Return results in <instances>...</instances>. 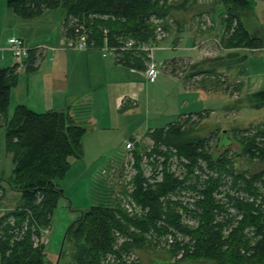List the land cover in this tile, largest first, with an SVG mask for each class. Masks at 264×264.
Wrapping results in <instances>:
<instances>
[{"label":"trees","instance_id":"trees-1","mask_svg":"<svg viewBox=\"0 0 264 264\" xmlns=\"http://www.w3.org/2000/svg\"><path fill=\"white\" fill-rule=\"evenodd\" d=\"M160 1L164 0H5L8 8L23 19L37 18L46 10L63 7L66 13L64 34L67 20L75 17L86 25L91 39L99 46L103 42V31L108 30L109 44L117 48L129 39H134L138 45L155 43L157 27L152 18H166L180 3L175 0L172 5L160 6ZM253 1L219 2L228 15L221 37L230 35L222 39L223 47L230 52L229 58H239L242 48L263 47L262 40L251 35L240 18V12ZM236 20L238 26L231 35L232 23ZM119 54V63L143 69L138 57L144 55ZM34 55L31 52L28 70L36 68ZM224 59L210 62L217 65ZM15 69L16 66L0 68V127H5L6 149L14 167L9 185L20 194V201L11 212L0 214V253L2 264H45V245L37 246L33 239L50 228L53 213L65 198L56 180L64 178L71 158L81 151L87 125L94 122L90 112L92 103L85 98V102H78L67 111L45 113L18 106L9 119L10 91L17 79ZM255 97L258 107H264V90ZM177 124L147 132L155 145L151 153L140 148L134 151L139 173L131 195L143 208V213L134 216L127 213L119 198H111L114 190L108 186L109 176L99 173L95 179L99 199L69 227L60 260L65 247L69 246L74 253L70 264H106L108 256H114L118 264H145L141 256L153 251H164L168 255L180 252L179 243L171 250L161 247L164 238L176 232L195 242L194 253L187 251L182 262L264 264V135L261 134V143L256 142L254 135L244 140L245 157H230L227 150L215 158L213 140L190 137V131H183ZM162 147L173 149L176 154L171 150L163 151ZM142 155L166 158L162 183L146 185L140 168ZM175 156L182 160L179 174L168 168L170 158ZM246 157L250 158L248 164ZM121 161L122 154L118 153L111 163ZM5 182L0 177V208L6 199ZM184 191L187 195L182 197L194 202L177 203L168 198L169 194L172 197L173 193ZM122 193L129 195L125 187ZM189 220H196L197 226L190 227ZM120 237L126 239L121 245ZM137 253L139 263L123 259V255Z\"/></svg>","mask_w":264,"mask_h":264},{"label":"rangeland","instance_id":"rangeland-1","mask_svg":"<svg viewBox=\"0 0 264 264\" xmlns=\"http://www.w3.org/2000/svg\"><path fill=\"white\" fill-rule=\"evenodd\" d=\"M178 1H180L179 5L166 18H152L153 22L160 21L159 25L163 28L165 37L158 40V29H155V44L151 43L154 44L151 45L154 50L152 54L148 52V55L152 56L151 58L160 69H163V65H165L169 75L166 72H161L156 83H148L143 77V71L151 64L152 60L145 54H143V58L138 57L143 63V69L142 71L137 70V73H133L131 69L125 67L112 69L109 73L107 68L104 69L102 62L110 63L111 68L114 65L112 64L113 57H109V60L101 59L96 70L103 75L98 85L100 87L83 86L82 83L86 80H83L79 72L74 71L72 66H69L65 72L67 86L64 90L69 100L85 93H93L91 94L93 96L94 93L101 92L102 95L98 94L96 101L90 105L91 116L94 115L96 124H94V120L93 123L90 122L87 125L88 134L83 139L81 151L76 157L71 158L70 169L64 178L56 180L66 195L60 200L53 213L48 237H43L46 242L45 264L72 263L74 253L69 246L65 247L64 255L60 260L66 233L81 213L87 211L98 201V187L95 185L98 172L114 153L125 150L126 143L133 135L144 133L148 129L166 128L175 122L181 126L183 131H190V137L213 140L214 150H216L219 138L222 139L221 143L224 145L230 142V138L231 145L223 147L220 151H214L216 152L215 158L227 150H229L230 157H245L244 140L246 138H254V135L257 136V143L263 141L261 134L264 135V107H258L255 95L264 90V0H254L249 8L240 12L241 21L246 29L251 35L262 40V49L242 48L239 50L241 54L239 58L227 57L217 65L200 66L196 69L197 72L192 71L195 63L202 62L201 65H204L208 64L207 61H210V57H212L211 59L218 58L213 56H217L215 55L217 50L224 46L223 40L230 36L223 35L221 37L228 15L219 4L220 0ZM174 2L175 0H164L160 1L159 5L167 6ZM0 5V27L4 28L3 39L22 37L26 41L32 40L34 44H37L36 48L47 50L46 64L51 63L50 48L68 50L66 39L64 40L62 35V22L66 16L63 7L46 10L37 18L23 19L6 7L5 0H0ZM237 24V20L232 23L231 35L235 31V27L238 26ZM154 26L157 27L155 22ZM178 27H188L189 30L182 34L180 42L177 39H174L175 42H173L170 37L175 35ZM22 29L27 32L29 37L19 32ZM8 40L4 46H7ZM201 43L208 47L204 50L196 49L195 45ZM25 46L29 50L36 49L30 48L27 44ZM100 52L102 53V51ZM10 58H12L11 54ZM177 58H191L192 60ZM14 63H16L15 60ZM191 71L196 75L191 76ZM90 75V73L87 74V76ZM112 82L128 86L129 89V93L119 101L120 107L123 102L128 104L125 106L126 108L123 106L125 109L121 108V111L117 113L120 121H115L114 126L106 117V114L112 109L106 99V84ZM60 83L61 79L57 84L56 92L53 89L52 91L46 89L45 94L57 95L62 98L63 95L58 90ZM21 86L24 85H20L19 88ZM103 97L105 98L103 99ZM15 102L12 99L9 105V119L12 118L17 108ZM116 124L118 125L116 126ZM223 131L228 133L224 134ZM133 143L134 150L146 149L148 153H151L155 146L154 142L147 137V132L133 140ZM164 150H171L173 154H176L173 149ZM125 153L126 151L121 154ZM152 158L154 157H151L147 162L154 168L156 166L153 165ZM249 159L246 157V164L250 162ZM116 163L110 162L109 165ZM236 163L238 164L237 159ZM253 163L258 164L257 161H253ZM110 166L109 169H111ZM13 168L11 156L6 149L5 127H0V177L6 181V199L0 208V214L11 212L20 201V194L14 192L9 185L12 181ZM109 178L111 179L110 175ZM107 181L108 186L113 187V180ZM162 248L171 250L173 247ZM138 253L140 254V252ZM138 253L137 255H139ZM156 256H164L171 260H174L173 257H175L173 254L168 255L164 251L156 250L141 256V260L145 264H151L149 258ZM0 264H2L1 253ZM174 264L201 263L176 260Z\"/></svg>","mask_w":264,"mask_h":264},{"label":"built area","instance_id":"built-area-1","mask_svg":"<svg viewBox=\"0 0 264 264\" xmlns=\"http://www.w3.org/2000/svg\"><path fill=\"white\" fill-rule=\"evenodd\" d=\"M157 25L158 29V40L165 37V32L163 31V28L159 25V20L154 21ZM157 33V32H156ZM65 38H66V48L68 50H76L81 52H86L90 50H100L103 52L104 56L113 55L118 59H120L119 52H133L136 54H145L148 55V52L152 54L154 48L151 47V43H143V44H137L134 39L127 40L122 47H111L109 44V35L108 30L103 31V42L102 45H98L96 40L91 39V36L89 34V31L85 24L81 23V21L78 18L70 17L65 26ZM217 40V39H216ZM217 43L219 41L217 40ZM208 47V46H206ZM205 44H197L195 45L196 49L204 50L206 49ZM1 52H9L12 55V58L16 62L17 70L21 71L26 68L27 63L31 57L32 50H29L25 46V42L22 39L12 37L8 40L7 46L0 47V54ZM151 58L152 56H149ZM151 64L147 66V68L143 71L144 72V78L145 80L150 83L154 84L157 82V79L160 75V67L158 64L151 58ZM133 72L137 73L136 69H132ZM134 143L133 141H128L125 145L126 153L122 154V161L117 162L116 164H112L109 169V166L102 169L100 173L102 175L111 176V179L113 180V190L114 195L113 198H119L122 202V207L129 213L131 216H134L136 214L141 215L143 213V208L134 200L132 197V193L135 190L134 187V179L137 177L139 170L136 169V162L134 159ZM167 148L162 147L161 150H164ZM143 156V155H142ZM152 162L153 165L156 167H152L150 163L147 162L150 158L147 156L142 157V161L140 162V168L143 172L144 178L146 179V185H157L159 183L163 182V175H164V162L166 161V158L164 156H154L152 155ZM157 160V161H156ZM181 159L177 158L176 156L173 158H170L168 162V168L170 172H176L179 174L178 170L181 164ZM112 162V160H111ZM156 174H159L157 177H154ZM177 175V174H176ZM121 176V177H120ZM179 176V175H177ZM113 178V179H112ZM145 185V186H146ZM126 188L129 195H125L122 193V189ZM187 195V192H181L180 194L176 193L171 195L169 194V197L172 201L179 203L180 201L184 202V204L188 202H194L193 200H189L186 197H182ZM190 227L197 226L198 222L196 220H189L187 222ZM50 228L42 231V234L40 237H34V241L36 245H45L46 242L43 239V237H48ZM165 243L161 247H176L178 243L180 244V252L175 254L173 257L174 260L162 257L163 259H166L171 264H174L176 260H183L185 256L188 254L194 253V244L195 242L192 241L190 238H185L181 234H177L176 232L169 233L165 238ZM126 241V239L120 237L119 244H123ZM188 244V248L182 249L183 246ZM123 259L128 262H138L139 256L137 254H131V255H123ZM119 262V261H118ZM118 262H115L114 256H108V259L106 261L107 263L111 264H118Z\"/></svg>","mask_w":264,"mask_h":264},{"label":"crops","instance_id":"crops-1","mask_svg":"<svg viewBox=\"0 0 264 264\" xmlns=\"http://www.w3.org/2000/svg\"><path fill=\"white\" fill-rule=\"evenodd\" d=\"M1 5H0V7H1ZM6 7H8V6H6ZM63 23H64V21L62 22V35H63V38L65 40L66 38H65L64 31H63ZM181 29L183 31L180 33ZM186 30H189L188 27H184V28L178 27L177 31H176L177 34L175 33V35L170 37V39H172L173 42H175L176 39H177V41L180 42L182 34ZM19 32H21L24 36L29 37L27 35V32L23 31V29ZM3 38H4V28L2 29V27H0V47H5L4 43L8 39H10V38H8V39L7 38L3 39ZM19 38H21L25 42V44H27L30 48H36L37 47V44H34L32 40L26 41L22 37H19ZM50 51H51V53H49V56H50L51 63L46 64L45 60L47 57V50L45 51L44 49H39V48L32 49V52H34V54H35L34 56H36V63L34 65L36 68L32 69V70L31 69L28 70V65H27L24 71L23 70L22 71L17 70L16 63H14L13 58H10L9 52H1V54H0V68H13L16 66L15 74H16L17 79H16V83L13 84L11 91H10V103L13 99L16 101L15 102L16 107L26 106L27 108H29L30 110H32L36 113H45V112H47L45 110H48V111H50V110L67 111L74 104H76L78 102H85L86 101L85 98L93 104V102H95L97 97L99 96L98 94L102 95L101 92L94 93L93 96L91 95L93 93H85V94L79 95L78 97H74V99H72V100L71 99L69 100V97L65 93V90H64L67 86V83H66L67 75L65 74V72H67L69 66H72L74 68V71L79 72V74L83 78V80L84 79L86 80V81H83L82 85L85 87H88V88L100 87L98 85L100 84V80L102 79L103 75L100 74L99 71H96V70L98 69V63H100L101 59L102 60H109L110 59L109 57H113L112 64H114V65L111 66V68H110V65H111L110 63H109L110 65H109V64H106L105 61L102 62L104 69L107 68L109 70V73H110V70H112V69L114 70V69L120 68V67H125V68H129L132 70V68L126 67L123 64L119 63V61L117 60V58L115 56H113V55L104 56L103 52L102 53L100 51L98 52V50L81 52V51H74V50L70 51V50H62V49L58 50V49L50 48ZM57 52H58V54H57ZM228 54H229V50H227V48H225V47H221L215 53V55H217V56H213V57L227 58ZM211 58L212 57H210L209 59L210 60L217 59V58H215V59H211ZM177 59H186L188 61L192 60L191 58L190 59L189 58H177ZM204 59H208V58H204ZM166 62H168V61H166ZM166 62H164V63H166ZM207 62H208L207 65H205V64L201 65L202 62H200L198 64L195 63L194 67H197V66L205 67V66L214 65V63H211L210 61H207ZM192 63H194V62H192ZM193 65L191 66V68L193 67ZM165 67L166 66L163 65V69H160V72H162V73L166 72V74H168ZM139 71H142V70H139ZM192 71L196 72V69L192 68ZM192 71L190 72V73H192L191 76L196 75ZM61 72H62V75H61ZM89 73L91 75L87 76V74H89ZM133 73H136V72H133ZM24 76L26 78H23ZM59 79H61V83H60V88L58 90H59V93H62V95H63L62 98L58 97L57 95H55V96L46 95L45 94L46 89L51 90V91L53 89L56 92V90H57L56 88H57V84L59 82ZM92 83H93V85H91ZM20 85H24V86H21V88H19ZM186 85H188V84H186ZM106 87H107L106 99L108 100V102L111 104V107H112L111 111H109V113L106 114V117L109 118L111 125L114 126L113 123L115 121L116 122L120 121L117 113L119 111H121V108H124L128 104L126 102H123L121 104L122 107H120L119 101L123 96H125L129 93V89H128V86L116 84L113 82L106 84ZM190 87H192V86H190ZM104 98L105 97H103V99ZM50 108H56V109H50ZM93 119L95 120L94 115H93ZM97 123H98V121H97ZM94 124H96V120H95ZM117 125L118 124H116V126ZM152 130H155V129H148L146 132L152 131ZM146 132H144V133H146ZM144 133L135 134V135H133L134 137L132 136L130 138V140H135L137 137H140ZM87 134H88V131H87L86 135ZM122 152H124V150L114 153L110 157V159L108 160V162H107L108 164L106 163L104 165V167H102V169L109 166V164L111 162V158L115 154L122 153ZM102 169H100V170H102ZM99 173L100 172H98V174Z\"/></svg>","mask_w":264,"mask_h":264},{"label":"water","instance_id":"water-1","mask_svg":"<svg viewBox=\"0 0 264 264\" xmlns=\"http://www.w3.org/2000/svg\"><path fill=\"white\" fill-rule=\"evenodd\" d=\"M224 134H227L228 132L227 131H223ZM229 137V135H228ZM221 138L218 139V142H217V146H216V150L217 151H220L223 147H226V145H231V140L229 138V143L228 144H222L221 143ZM151 264H171L169 261H167L166 259H163L162 257H154L151 259Z\"/></svg>","mask_w":264,"mask_h":264}]
</instances>
